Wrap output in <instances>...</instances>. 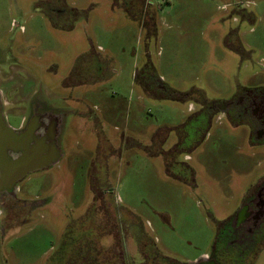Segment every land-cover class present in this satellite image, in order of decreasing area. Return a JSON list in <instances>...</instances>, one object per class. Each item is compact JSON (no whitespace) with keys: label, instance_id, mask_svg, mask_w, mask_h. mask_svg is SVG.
<instances>
[{"label":"rangeland","instance_id":"obj_1","mask_svg":"<svg viewBox=\"0 0 264 264\" xmlns=\"http://www.w3.org/2000/svg\"><path fill=\"white\" fill-rule=\"evenodd\" d=\"M53 1L0 0L4 96L47 89L78 111L66 112L61 158L19 182L18 197L38 205L3 234L0 258L49 264L81 243L98 246L100 264H138L146 244L164 264L210 253L264 178V144L216 108L201 140L177 152L185 172L169 168L167 148L200 101L264 89V0H55L67 16ZM143 63L167 95L146 91L144 72L135 82ZM252 252L264 264V237Z\"/></svg>","mask_w":264,"mask_h":264},{"label":"flooded vegetation","instance_id":"obj_2","mask_svg":"<svg viewBox=\"0 0 264 264\" xmlns=\"http://www.w3.org/2000/svg\"><path fill=\"white\" fill-rule=\"evenodd\" d=\"M238 7L240 9L242 8L239 4ZM147 8L149 9V7ZM51 9L49 10L50 12H56L54 7ZM148 15H150L149 11ZM72 73H76V68ZM157 79L158 76L155 73L146 71L145 78L141 82L142 87L146 91L155 88L162 95H167L169 92L168 89L163 85L159 86ZM74 83L76 84L78 81H74ZM39 93V90H33L30 93V97L25 101L20 100L19 103L15 104V112L17 113L14 112V115L16 118L19 117V121L17 124L12 125L9 120V110L13 105L6 102L7 100L5 101L0 92V245L3 234H6L9 229L16 225L24 223L27 217L30 216L32 209L38 205V202H26L18 197V191L21 189L18 186L19 182L21 183L29 173L15 180L17 168L21 166L26 167L27 164L32 163L35 159L28 160V163L22 161L21 152H17V144H20L18 139L15 141V137L11 135L13 132L5 128L3 124L1 125V121L5 119V125L12 127L15 132L16 130H25L29 123L38 118L41 120L40 124L43 127V136L46 137L52 134L56 142L60 127V116L67 114L66 112L78 114L76 109L64 110L61 109L60 104L53 106L46 103L39 99ZM199 103L198 107L188 116L190 120L184 121L175 131V140L171 145L173 147L172 149H179V152L185 148L182 147L183 143L188 148L195 142L198 143L206 132V126L208 124L210 125L214 117L213 111L216 108H219V111L223 113L222 117L228 121L245 125L249 137L253 142L257 141L260 144H264L263 88H243L227 100L209 102L206 106H203L202 101ZM6 108L8 109L7 112ZM189 124L190 126H188ZM29 141L34 142L30 138ZM49 141L45 139L44 145H42L45 151H48L50 148ZM44 154L46 153L44 152ZM35 162L42 161L35 160ZM170 162L173 161L169 159V164ZM177 163H180V160L177 159L176 162L172 163V166L174 164L178 166ZM176 169L180 173L185 172L180 167ZM187 179L190 180V178ZM251 186L253 190H251L250 194L245 195L236 213L231 214V216L224 220V223L218 229L216 238L211 246V252L201 254L193 261H190V263L179 262L178 264H254L252 251L256 249V246L264 237V178L262 180L258 179ZM81 244L77 245L76 252H55L56 254L54 256H58V260L53 261V259L49 264H82L79 260L84 261L82 259L84 251L90 253L88 264H100L98 246L94 247L88 246L85 243ZM60 249L62 250V248ZM67 249L68 247H66ZM154 251L155 254H153ZM157 257L158 249L153 244H146L144 245L143 251L139 252L138 264H164L161 260L159 262ZM120 259L118 258V260ZM118 262V264H133V262ZM0 264H4L1 258Z\"/></svg>","mask_w":264,"mask_h":264},{"label":"water","instance_id":"obj_3","mask_svg":"<svg viewBox=\"0 0 264 264\" xmlns=\"http://www.w3.org/2000/svg\"><path fill=\"white\" fill-rule=\"evenodd\" d=\"M158 82H159V85H162V80L160 77H158ZM65 121H66V114L61 115L59 119V122H60L59 133L57 136L58 142L54 141L55 137L52 136V134L47 135L46 137L43 136L42 134L43 127L40 124L41 120L38 118L34 119L31 123H29L25 130L23 131L16 130L15 132L12 127L5 125V119L1 121L2 122L1 125L3 124L5 128L13 132L11 135L12 137H15L14 138L15 141L18 139L20 144H17L18 146L17 152L18 153L21 152V157L23 158L22 161H25V163H28V160H34V159L42 161V162L34 163L35 161L34 160L32 163L27 164L26 167L21 166L17 168V172L15 173V180L30 172L48 167L56 163L61 158L62 149H61V144H60V134H61L62 128L64 127ZM29 138L34 140V142H30ZM45 139L50 140L49 141L50 148L48 151H45L42 147V145H44ZM44 152L46 154H44Z\"/></svg>","mask_w":264,"mask_h":264},{"label":"crops","instance_id":"obj_4","mask_svg":"<svg viewBox=\"0 0 264 264\" xmlns=\"http://www.w3.org/2000/svg\"><path fill=\"white\" fill-rule=\"evenodd\" d=\"M53 3H54V8L57 10V9H59V10H63L64 12H60L59 14L61 15V16H63V15H66L67 14V12H66V10H64L65 8H63V7H65V5H64V3L63 2H59V3H57L55 0L53 1ZM50 10V9H49ZM67 16V15H66ZM145 68H146V64L145 63H143V65L142 66H140V67H136V70H135V74H134V79H135V82H136V74H137V71H138V73L141 71V72H146V71H144L145 70ZM152 72V71H151ZM152 73H155L156 74V72H152ZM157 75V74H156ZM77 84V83H76ZM75 83H74V85H76ZM162 85L164 86V84H163V81H162ZM66 86H68V84L66 85ZM165 87V86H164ZM9 88V87H8ZM11 89V88H10ZM14 89H17V88H14ZM14 89H12V90H10V91H12L11 93H9V95H12V97L10 96V97H6V96H4V93H3V89L2 88H0V92H1V94L4 96V97H6V99L5 100H7V102H9V103H11L12 105H13V107H11L10 108V113H13L14 114V112H15V109H14V106H15V104L16 103H19V101L20 100H23L24 98V95L23 96H20V97H17L15 94L16 93H18V92H16L15 93V90ZM28 95V94H27ZM15 97H17V98H15ZM28 97H30V95L28 96ZM39 99H41V100H43V101H45L46 103H49V104H51V105H57V104H59V103H57L59 100H62V98L61 97H59V96H56L52 91H50V90H47V89H45V90H42V91H40V93H39ZM76 109V108H75ZM67 110V109H66ZM77 110V109H76ZM188 110H189V108H188ZM187 110V111H188ZM15 113H17V112H15ZM183 123V122H182ZM181 123V124H182ZM181 124H179L178 126H180ZM174 135H175V133H174ZM172 139H174V136H173V138ZM163 142H161V140L159 141V143H161L162 145L165 143V141H167L166 140V138L165 139H163L162 140ZM167 145H169V143L167 142ZM172 145V144H171ZM173 147L172 146H170L169 148H167L168 150H169V155H171V157H170V161H173V162H176L177 161V157H178V150L179 149H172ZM163 150V149H162ZM164 151V150H163ZM162 152V151H161ZM177 153V154H176ZM173 162H170V164H169V162H168V166H169V168L171 169L173 166H172V163ZM175 165V164H174ZM176 166V165H175ZM175 168H177V167H175ZM196 257H198V256H196Z\"/></svg>","mask_w":264,"mask_h":264},{"label":"trees","instance_id":"obj_5","mask_svg":"<svg viewBox=\"0 0 264 264\" xmlns=\"http://www.w3.org/2000/svg\"><path fill=\"white\" fill-rule=\"evenodd\" d=\"M137 76V75H136Z\"/></svg>","mask_w":264,"mask_h":264}]
</instances>
